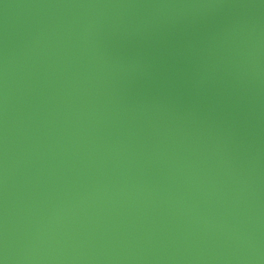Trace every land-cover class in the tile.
<instances>
[{"label":"water","instance_id":"95a60500","mask_svg":"<svg viewBox=\"0 0 264 264\" xmlns=\"http://www.w3.org/2000/svg\"><path fill=\"white\" fill-rule=\"evenodd\" d=\"M0 264H264V0H0Z\"/></svg>","mask_w":264,"mask_h":264}]
</instances>
